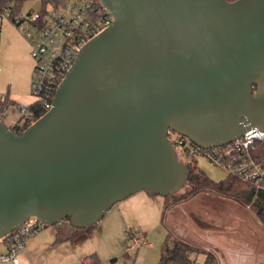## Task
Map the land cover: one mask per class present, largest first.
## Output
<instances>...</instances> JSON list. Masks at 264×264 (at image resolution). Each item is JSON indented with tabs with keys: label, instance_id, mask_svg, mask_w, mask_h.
<instances>
[{
	"label": "water",
	"instance_id": "water-1",
	"mask_svg": "<svg viewBox=\"0 0 264 264\" xmlns=\"http://www.w3.org/2000/svg\"><path fill=\"white\" fill-rule=\"evenodd\" d=\"M99 1L114 22L52 107L22 135L0 119V240L31 217L85 229L134 193L180 192L169 131L209 148L264 130V0Z\"/></svg>",
	"mask_w": 264,
	"mask_h": 264
},
{
	"label": "built area",
	"instance_id": "built-area-1",
	"mask_svg": "<svg viewBox=\"0 0 264 264\" xmlns=\"http://www.w3.org/2000/svg\"><path fill=\"white\" fill-rule=\"evenodd\" d=\"M11 8L12 5L0 11V17L9 19L29 41L34 61L31 95L48 111L57 88L74 65L80 49L109 28L114 15L99 0H68L59 11L49 7L45 12L29 9L15 15ZM10 109L20 116V121L13 126L18 131L32 114L24 106L8 105L7 96L0 95L1 120ZM168 140L174 146L177 158L187 166L196 164L200 167L201 160H205L225 172L227 177L253 186L255 196L264 192V130L252 127L228 144L209 148L200 147L173 131L168 132ZM48 227L38 218L31 217L2 238L0 244L7 250L0 253V264H19V253L28 240ZM134 242L138 247L143 244L138 238Z\"/></svg>",
	"mask_w": 264,
	"mask_h": 264
},
{
	"label": "rangeland",
	"instance_id": "rangeland-1",
	"mask_svg": "<svg viewBox=\"0 0 264 264\" xmlns=\"http://www.w3.org/2000/svg\"><path fill=\"white\" fill-rule=\"evenodd\" d=\"M41 8L42 4L37 0L26 2L23 10L39 11ZM35 100L31 95L28 102ZM19 121V114L12 109L4 118L5 125L10 128ZM200 169L216 182L227 177L225 172L205 160H201ZM170 204L171 201L163 196L147 191L134 193L116 203L96 224L97 233L101 231L99 252L96 253L100 264H159L162 255L168 254L165 240L174 228L173 217L184 231L219 234L226 226L229 229L227 236H230L227 237L228 246L244 247L253 254V264H264V227L252 221L255 212L250 206L215 190L199 192L175 206ZM137 238L143 242L140 247L134 242ZM143 238L149 243H144ZM219 254L223 253L220 251ZM114 259L117 261L113 263Z\"/></svg>",
	"mask_w": 264,
	"mask_h": 264
},
{
	"label": "crops",
	"instance_id": "crops-1",
	"mask_svg": "<svg viewBox=\"0 0 264 264\" xmlns=\"http://www.w3.org/2000/svg\"><path fill=\"white\" fill-rule=\"evenodd\" d=\"M33 70L34 61L31 57L29 41L9 19L0 17V95L8 96L16 105L33 103L34 101L28 102L31 97ZM253 216L254 218L250 217L252 221L263 228V224L255 213ZM173 227L171 233L167 234L166 240L169 236L171 238L165 240L166 253L168 254L164 255L172 253L174 240L179 238L195 249L213 253L219 264H253L254 262L253 254L246 248L228 246L227 237L230 236H227L229 229L226 226L221 228L219 234L192 232L190 229L184 231V229H180L181 224L178 220L173 217ZM71 232L68 227L56 225L46 228L28 240L24 249L19 253V264H81L87 256L99 252L101 231L97 233L95 230L89 239L81 243H73L68 240ZM217 235H220L221 238H218ZM58 236L61 238L60 241L57 240ZM144 240L149 243L146 238ZM229 241H231L230 238ZM0 248V253L7 250L6 246L2 244H0ZM220 251L223 253L222 255L219 254ZM191 257L194 259V264H202L205 260V254L201 251H194L191 253ZM116 261V259L112 260L113 263Z\"/></svg>",
	"mask_w": 264,
	"mask_h": 264
},
{
	"label": "trees",
	"instance_id": "trees-1",
	"mask_svg": "<svg viewBox=\"0 0 264 264\" xmlns=\"http://www.w3.org/2000/svg\"><path fill=\"white\" fill-rule=\"evenodd\" d=\"M29 1L37 0H0V11L4 8L12 5V14H18L23 9L24 4ZM42 4L41 10L45 12L49 7H53L58 11L65 7L68 0H39ZM235 1V0H228ZM255 90V89H254ZM8 98V105H16ZM27 108V111L32 114V116L26 119L21 129L18 131L14 127L10 128L12 131L16 132L18 135H22L24 131L40 117H42L47 110L38 102L35 101L29 105H18ZM4 122V120H2ZM264 145V143L262 144ZM189 177L186 186L178 193L164 197L171 201V206H175L180 202L191 199L196 194L206 190H215L223 195L235 198L246 205L250 206L255 212L258 219L264 226V192L258 193L255 196V189L248 183H244L234 177H226L220 182H216L202 170L196 164H188ZM148 192V191H147ZM150 193V192H149ZM168 208L169 206L166 205ZM58 227H68L71 229V235L68 240L73 243H81L89 239L94 231L96 230V225L85 229H78L71 226L70 217H67L61 225H56ZM171 236L168 237L169 240ZM57 240L60 241L61 238L58 236ZM166 240V241H167ZM194 251H201L205 254V260L202 264H219L217 257L211 252H204L201 249H195L189 243L176 238L174 240V250L169 255H162L159 264H194V259L191 257V253ZM81 264H100L96 253L87 256Z\"/></svg>",
	"mask_w": 264,
	"mask_h": 264
}]
</instances>
